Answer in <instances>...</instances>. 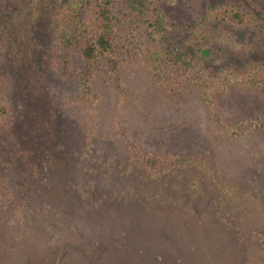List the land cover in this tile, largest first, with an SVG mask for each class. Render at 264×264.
<instances>
[{"label":"rangeland","instance_id":"374dc122","mask_svg":"<svg viewBox=\"0 0 264 264\" xmlns=\"http://www.w3.org/2000/svg\"><path fill=\"white\" fill-rule=\"evenodd\" d=\"M55 2L0 0L5 47L0 70L17 88L11 98L13 116L0 124V140L12 136L19 146H28L52 121L56 134L63 136L57 141L63 159L61 163L58 157L57 163L63 170L44 162L39 179L26 167L24 181L51 184L55 179L66 186L73 182L74 171L82 200L73 197L74 215L61 226V209L53 207V215L27 209V197L21 198L15 181V174L24 176L14 163L18 155L8 172L1 164L0 264H27L25 258L31 255L32 263L50 264L55 256L49 249L63 245L59 234L74 226L97 255L94 264H264V97L240 84L246 74L264 70V0L157 1L167 41L188 50L221 81L214 103L225 120L230 125L249 118L258 123L241 138L214 133L209 107L198 92L171 100L152 71L135 63L123 69V99L114 88L100 84L96 128L90 133V105L74 101V83L52 69ZM226 4L251 12L256 25L234 28L207 17L210 8ZM23 90L30 94L28 101ZM41 101L39 124H33L26 102L35 106ZM120 128L146 155L197 157L202 163L198 168L162 165L151 171L132 156ZM67 188L64 196L73 190ZM55 226L63 230L58 234ZM52 228L55 236L47 234Z\"/></svg>","mask_w":264,"mask_h":264},{"label":"trees","instance_id":"16d2710c","mask_svg":"<svg viewBox=\"0 0 264 264\" xmlns=\"http://www.w3.org/2000/svg\"><path fill=\"white\" fill-rule=\"evenodd\" d=\"M157 1L56 0L54 4L56 10L52 20L53 40L52 45L50 44L53 49L52 69L56 75L74 83L77 91L74 101L80 105H90L87 107L90 133H93L96 128L95 110L101 103L102 97L99 91L100 84L105 88H114L123 99L127 94L123 82V69L125 65L135 63L146 65L152 71L161 92L171 100L181 101L187 97L188 93L198 92L209 107V118L214 133L229 138L244 137L258 123L249 118L230 125L225 120L226 115L214 103L215 95L222 88L221 81L210 74L188 50L167 41L166 20ZM206 15L210 19L223 21L234 28L256 25L253 23L254 15L237 4L214 6L207 11ZM2 43L3 40H0V64L4 60L5 51ZM240 84L243 88L264 97V70L246 74ZM13 91L14 93L17 91L14 81L7 73L3 74L0 70V124L8 122L13 116L14 110L11 104ZM22 93L28 101L30 96L28 90H23ZM40 106H43L42 101L35 106L26 102V116L33 124L38 123L39 115L36 111ZM120 130L123 139L129 145L132 156L139 158L151 171H158L162 165L172 169L190 168V166L198 168L202 163L197 157L176 155L168 159L156 154L146 155L140 150L137 140L131 134L122 128ZM55 131L51 121L47 129L49 133L37 134L35 142L23 147L16 144L17 140L12 136L3 137L0 140V148L4 149L0 157V165H5V172H8L9 163H12L13 157L18 155L14 163L20 166L24 176L19 178V175L14 173L17 177L15 181L20 183L17 189L21 190V198L27 197L26 203L29 204L26 206L27 209L41 215L45 213L53 215L56 210L52 208L57 207L62 210L64 216V221L59 222L61 224L66 222L65 219L69 220L73 214L70 212L73 197L82 200L75 190L78 183L75 180L76 172L73 171L70 175L73 182L66 186L63 183H57L54 178L51 184H48L49 182L42 184L40 180H36L31 185L24 181L29 176L25 178L26 173L28 174L26 167L35 171V175L40 179V171L46 170L43 166L47 163L62 166L61 147L57 146L59 143L57 141L59 139L63 141V136L56 134ZM90 135L93 134H88V138ZM58 157L60 165L57 163ZM44 162H46L45 165ZM61 170L63 167L59 172ZM64 187L73 189L66 193L68 196L63 195ZM218 189L220 194L224 193L221 186ZM55 228L59 234L62 227L55 226ZM55 228L47 234L55 233ZM77 229L78 227L75 226L71 229L69 227L63 234H59L63 245L53 250L49 249L55 256V260L50 264H94L93 260L98 259L97 255L95 256L88 249L87 240L83 237L84 235L78 234L81 232ZM112 238L116 240L117 237ZM77 241L82 242L76 243ZM47 257L46 255L45 258ZM29 259H32V255L25 258V263L42 264L41 262L32 263ZM118 260L119 257L115 256L114 262Z\"/></svg>","mask_w":264,"mask_h":264}]
</instances>
